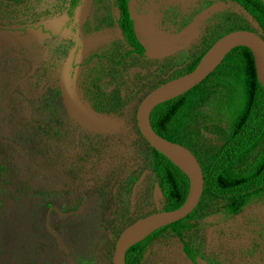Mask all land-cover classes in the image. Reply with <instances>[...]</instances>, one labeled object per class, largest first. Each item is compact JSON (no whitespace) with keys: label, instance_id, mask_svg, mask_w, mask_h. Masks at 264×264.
Returning a JSON list of instances; mask_svg holds the SVG:
<instances>
[{"label":"rangeland","instance_id":"1","mask_svg":"<svg viewBox=\"0 0 264 264\" xmlns=\"http://www.w3.org/2000/svg\"><path fill=\"white\" fill-rule=\"evenodd\" d=\"M130 5L146 54L121 42L110 0H89L77 72L68 77L77 7L0 0V264H111L120 229L169 203L137 125L140 99L186 72L228 21L260 33L232 0ZM71 79L99 122L70 103ZM207 88H196L174 134L205 157L226 135L225 122L206 116ZM225 202L205 197L131 264H197L185 241L210 264H264V194L226 216L218 211Z\"/></svg>","mask_w":264,"mask_h":264},{"label":"trees","instance_id":"2","mask_svg":"<svg viewBox=\"0 0 264 264\" xmlns=\"http://www.w3.org/2000/svg\"><path fill=\"white\" fill-rule=\"evenodd\" d=\"M118 1L124 21V39L142 53L144 48L136 40L133 32L132 19L125 5L126 0ZM232 1L255 20L260 29L259 34L264 38V5L261 1ZM77 2L78 0H69V6L75 7ZM229 24V21L225 23L223 30L217 36L233 29L243 28L240 25ZM200 56L188 70L194 67ZM204 83H207L209 95L206 100L209 110L206 116L225 122L226 135L209 157L202 155L194 145L180 141L198 157L204 173V188L198 204L191 212L204 203L205 197L211 196L226 201L219 207L226 216L238 212L250 200L264 194V88L256 79L253 57L249 49L241 45L230 49L197 84L176 96L156 103L148 118L157 132L175 140L174 134L182 115L196 88ZM256 143H259L256 151L246 156ZM153 155L159 190L169 202L166 208L180 206L189 188L188 175L159 150L153 148ZM176 221L157 227L144 239L130 245L125 253L126 263L131 264L139 250L159 230ZM182 248L186 255L195 261L198 252L192 243L185 241Z\"/></svg>","mask_w":264,"mask_h":264},{"label":"water","instance_id":"3","mask_svg":"<svg viewBox=\"0 0 264 264\" xmlns=\"http://www.w3.org/2000/svg\"><path fill=\"white\" fill-rule=\"evenodd\" d=\"M260 1L264 5V0ZM88 2L89 0H79L77 4L76 31L73 34L75 52L71 56L68 77H74L77 72L76 61L78 60L85 37L82 24ZM238 45L247 47L251 52L256 79H258V82L264 88V38L256 31L237 28L217 36L192 69L167 78L157 84L148 90L137 104L136 113L134 114L141 135L153 148L166 155L180 169L186 172L189 178V188L180 206L149 212L122 227L114 242L111 264H127L125 253L130 245L139 240L141 241L157 227L182 219L198 204L204 188V173L198 157L187 145L157 132L152 126L148 114H150L152 107L156 103L176 96L201 81L230 49ZM65 93L72 106L82 116L95 122L100 121L91 114L92 112L86 108L79 98L75 80H70V86L65 88ZM195 260L197 264H210L200 255H197Z\"/></svg>","mask_w":264,"mask_h":264},{"label":"flooded vegetation","instance_id":"4","mask_svg":"<svg viewBox=\"0 0 264 264\" xmlns=\"http://www.w3.org/2000/svg\"><path fill=\"white\" fill-rule=\"evenodd\" d=\"M78 2H79V0H78ZM78 2H77V4H78ZM118 0H110V6H112V10H113V18H114V22H115V25H116V29L118 30V32H119V34H120V39H121V42L122 43H124V45L126 46V48H127V50H128V52H130V53H136V54H139V55H142V54H146V51H145V47H144V45H143V42H140V40L138 39L139 37H138V35H137V28H139L140 27V25H139V20L138 19H135V17L132 15V13H131V5H130V2H131V0H126V3H125V5H126V8H127V10H128V12H129V16L131 17V19H132V28H133V32H134V34L136 35V40L139 42V43H141L142 45H143V51H142V53H140L137 49H135V47L133 46V44L132 43H129V42H127V41H125V35H124V25H123V19H122V17H123V15H122V10H121V6L120 5H118ZM235 3V2H234ZM77 4H76V7H77ZM138 20V21H137ZM73 44H74V41H73ZM74 46H75V44H74ZM207 50V49H206ZM205 50V51H206ZM204 51V52H205ZM75 51H74V47H73V53H74ZM203 52V53H204ZM203 53H202V55H203ZM201 57V56H200ZM161 193V192H160ZM184 251V250H183ZM185 252V251H184ZM186 254V253H185ZM196 256H197V254H196ZM196 256H195V258H196ZM191 259V258H190ZM192 260V259H191ZM193 261V260H192ZM195 263H196V260L194 261Z\"/></svg>","mask_w":264,"mask_h":264},{"label":"crops","instance_id":"5","mask_svg":"<svg viewBox=\"0 0 264 264\" xmlns=\"http://www.w3.org/2000/svg\"><path fill=\"white\" fill-rule=\"evenodd\" d=\"M218 211H220L221 213H222V211L220 210V209H218ZM217 211V212H218ZM197 255H200L199 253H197ZM201 257H203L202 255H200ZM204 260H206L205 258H203ZM207 262H208V260H206ZM208 263H210V262H208Z\"/></svg>","mask_w":264,"mask_h":264}]
</instances>
